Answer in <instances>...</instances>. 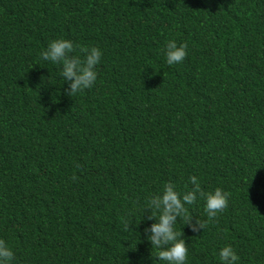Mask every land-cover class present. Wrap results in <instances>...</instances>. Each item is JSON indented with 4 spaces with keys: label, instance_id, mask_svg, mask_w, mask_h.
<instances>
[{
    "label": "trees",
    "instance_id": "obj_1",
    "mask_svg": "<svg viewBox=\"0 0 264 264\" xmlns=\"http://www.w3.org/2000/svg\"><path fill=\"white\" fill-rule=\"evenodd\" d=\"M59 38L99 47L70 97ZM170 40L187 44L168 65ZM75 54V53H74ZM196 175L228 207L186 264H264V0H0V239L12 264H167L144 232L148 200ZM206 219L205 201L185 205ZM158 215V213H157ZM130 229L126 228V224Z\"/></svg>",
    "mask_w": 264,
    "mask_h": 264
},
{
    "label": "clouds",
    "instance_id": "obj_2",
    "mask_svg": "<svg viewBox=\"0 0 264 264\" xmlns=\"http://www.w3.org/2000/svg\"><path fill=\"white\" fill-rule=\"evenodd\" d=\"M186 50V43L177 45L175 40L168 41L165 53L168 65L183 62L187 56ZM102 55V51L96 46H79L77 52V46L73 41L64 38L51 41L47 49L41 53L42 59L62 65L63 80L70 81L67 93L70 97L93 87L98 75L96 66L101 62ZM189 181L192 187L183 194L176 190L175 184L165 183L161 192L153 195L144 208L151 211L147 219L157 221L146 227L144 232L148 234L147 239L152 249H158L156 256L158 260L167 264H186L188 257L189 250L183 238V231L175 229L178 217L179 222L189 226L192 232L198 233L228 207L230 192L219 187L214 191L205 192L196 175L190 176ZM198 197L205 201L204 211L207 218H197L193 223V215L185 205H194ZM130 224H126L129 230ZM219 257L222 264H237L240 259L231 245L224 246L219 251ZM13 260V250L4 239H0V264H12Z\"/></svg>",
    "mask_w": 264,
    "mask_h": 264
}]
</instances>
